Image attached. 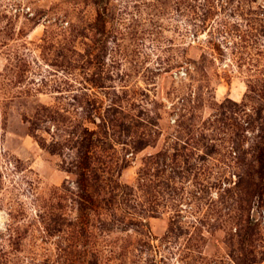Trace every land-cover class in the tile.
Segmentation results:
<instances>
[{"label":"rangeland","instance_id":"rangeland-1","mask_svg":"<svg viewBox=\"0 0 264 264\" xmlns=\"http://www.w3.org/2000/svg\"><path fill=\"white\" fill-rule=\"evenodd\" d=\"M0 264H264V0H0Z\"/></svg>","mask_w":264,"mask_h":264},{"label":"trees","instance_id":"trees-1","mask_svg":"<svg viewBox=\"0 0 264 264\" xmlns=\"http://www.w3.org/2000/svg\"><path fill=\"white\" fill-rule=\"evenodd\" d=\"M42 147L45 148L46 150H48L52 154H64V148L61 147V144L56 143V142L51 143L49 145L42 144ZM73 168L74 169H70L68 171L70 173H73V174H79L80 176L83 175L82 174L83 170L81 169V167H79L77 165H73ZM110 188L111 189L109 191L112 192L113 197L118 198V199L123 198V201H124L125 197L129 196L128 194H130V193H125L124 191H121V184H119V183H115V186L112 185V186H110ZM60 198H63V197L60 196ZM63 209H64V207L59 208V210H61V212H63ZM55 215H54L55 218H58V220L55 219L56 220L55 225H57L55 229H57V231H60L59 227L64 225V222L66 221L65 214L61 213V214H58V215L55 214Z\"/></svg>","mask_w":264,"mask_h":264}]
</instances>
